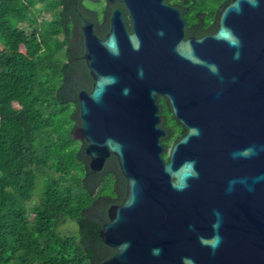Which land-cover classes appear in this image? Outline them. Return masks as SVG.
Instances as JSON below:
<instances>
[{
  "label": "water",
  "instance_id": "1",
  "mask_svg": "<svg viewBox=\"0 0 264 264\" xmlns=\"http://www.w3.org/2000/svg\"><path fill=\"white\" fill-rule=\"evenodd\" d=\"M107 2L131 32L120 8L104 38L83 21L93 84L71 134L92 171L114 156L126 183L101 264H264V0H231L212 33L187 38L165 0ZM158 96L187 129L167 149Z\"/></svg>",
  "mask_w": 264,
  "mask_h": 264
},
{
  "label": "trees",
  "instance_id": "2",
  "mask_svg": "<svg viewBox=\"0 0 264 264\" xmlns=\"http://www.w3.org/2000/svg\"><path fill=\"white\" fill-rule=\"evenodd\" d=\"M230 1L165 3L180 11L187 38L213 32L219 9ZM101 2L105 11L120 8L131 32L121 3L0 0V264H101L116 253L99 231L107 209L124 198L125 179L114 156L92 171L85 141L71 138L81 126L78 93L93 84L81 26L92 22L104 38L109 27L87 5ZM36 12L50 18L38 25ZM160 103L166 149L171 138Z\"/></svg>",
  "mask_w": 264,
  "mask_h": 264
},
{
  "label": "flooded vegetation",
  "instance_id": "3",
  "mask_svg": "<svg viewBox=\"0 0 264 264\" xmlns=\"http://www.w3.org/2000/svg\"><path fill=\"white\" fill-rule=\"evenodd\" d=\"M115 9V8H114ZM112 9L111 11H105L103 10L101 15H100V20H101V24L104 25V26H108L109 27V24H110V17H111V13L112 11L114 10ZM124 18V16H123ZM92 23V22H91ZM93 27H94V24H93ZM108 31H109V28H108ZM108 31L105 33V35L108 33ZM212 33V32H211ZM210 34V33H209ZM207 35V34H206ZM92 89V88H91ZM91 91V90H90ZM90 91H87V92H90ZM161 101L164 102V107L166 108V111H167V121H168V127H167V130L169 132V137L171 138L170 140V143L168 145L167 148L171 147L181 136H183L187 129L180 123L176 120L175 118V115L173 113V108L171 106V104L169 102H167V100L162 97V96H158L157 97V104H158V107H159V116H160V112L162 111V107H161ZM160 122H161V116H160ZM160 124V123H159ZM162 128V127H161ZM163 129V128H162ZM165 131V134H166V130L163 129ZM166 148V149H167ZM166 153V152H164Z\"/></svg>",
  "mask_w": 264,
  "mask_h": 264
},
{
  "label": "rangeland",
  "instance_id": "4",
  "mask_svg": "<svg viewBox=\"0 0 264 264\" xmlns=\"http://www.w3.org/2000/svg\"><path fill=\"white\" fill-rule=\"evenodd\" d=\"M87 5H89L90 7H93L95 9H97L100 13H102V10L105 7V4L102 3V2L99 3V4H92V3L90 4L89 3ZM34 18H35L37 24L40 25L42 21L48 20L50 18V16H49V13H47V12H39V13L36 12ZM20 27L21 28H26L27 27V24H22V25H20Z\"/></svg>",
  "mask_w": 264,
  "mask_h": 264
}]
</instances>
